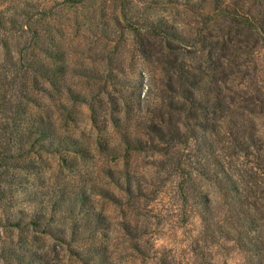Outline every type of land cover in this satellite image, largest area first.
<instances>
[{
  "label": "rangeland",
  "instance_id": "1",
  "mask_svg": "<svg viewBox=\"0 0 264 264\" xmlns=\"http://www.w3.org/2000/svg\"><path fill=\"white\" fill-rule=\"evenodd\" d=\"M208 13V0H0V116L12 126L21 115L27 131L42 119L45 136L0 177V189L15 186L0 203V264H264V145L250 138L264 142V125L233 127L249 145L233 155L226 125L204 137L164 108L170 61H199L218 34ZM151 22L181 42L149 36ZM35 57L51 76L27 73ZM160 117L185 139L168 154L143 138V123ZM125 134L146 148L126 151Z\"/></svg>",
  "mask_w": 264,
  "mask_h": 264
},
{
  "label": "trees",
  "instance_id": "2",
  "mask_svg": "<svg viewBox=\"0 0 264 264\" xmlns=\"http://www.w3.org/2000/svg\"><path fill=\"white\" fill-rule=\"evenodd\" d=\"M230 1L232 3L225 4L224 0H208V3L213 4L217 14L212 16L211 13H208L206 23L209 24L219 18L222 24L219 25L218 34L211 36L213 39L209 41L208 48L203 47V51L199 54V61L191 62L185 67L177 65L176 61H170L168 64L167 74L171 85L167 87L169 102L165 104L164 108L169 111L166 113L174 111L175 114L179 112L186 114L188 120L194 122L192 133L197 128L204 137L221 135L223 125H226L229 138L227 135H222V139L227 140L228 148L233 149V155H237L239 151L235 149L241 147V151H247L249 145L245 141L244 132H239V130L233 132V127H244L249 120L257 123L261 121L264 125V71L263 79L260 80L258 78L260 74L257 70L259 68L254 62V58H260L264 62V0H247L250 3L249 6L242 5L244 0ZM143 28L149 36L159 41L181 42L175 29L166 23L151 22ZM34 38L35 36H32L30 39L33 44ZM203 38L208 39L207 37ZM248 38L253 40L252 46L248 44ZM35 41L37 44V40ZM141 46V52L145 57H148V53L151 55L147 44L142 43ZM190 59L193 60L194 58ZM3 63H0V70H2ZM31 63V67L27 70L28 74L34 76L37 74L43 78H46V75L51 76L50 70H46L44 74L43 66L39 65L36 57ZM250 63L252 64V71H250ZM59 70L55 71L54 77L60 75L61 70ZM3 77L0 73V81L3 80ZM54 80L56 79L54 78ZM35 81L36 78H34ZM235 81L238 82L235 83ZM173 83L176 84V87ZM244 84L252 90L244 89ZM174 95H177L180 101H171L170 97ZM167 96L163 95L161 98ZM75 100L76 98L73 99V101ZM18 117L16 123L11 126L3 122V117L0 116V177L8 170V161L10 160L7 159L14 161V164H11L14 171L17 167L21 169L20 164L23 163L21 160L25 158L26 153H29L30 148H33L34 145H43L45 136L43 135V128L40 127L43 126V120L39 119L38 124L33 122L30 130L27 131L26 129L23 130V118L21 115ZM143 124H145L142 127L143 138L147 144H150V148L162 147L164 152L168 154L174 145L185 142L184 136L182 138L178 133L177 124L170 119L160 117L155 122L150 121ZM252 129L254 130L255 127L253 126ZM123 138L126 151L137 152L146 148V145L143 146L145 142L142 138L132 140L128 134L123 135ZM250 138L253 146L260 143L259 147L257 146L258 150L264 145L262 137L255 139L251 135ZM147 139L151 142H148ZM152 139H155L161 146L154 144ZM181 165L179 161H176L173 171L178 176L187 178L188 174L184 172ZM221 172L222 177L219 181H229L225 171L222 169ZM200 174L206 175L205 172H200ZM189 179L182 181L184 184L187 182L190 184L191 180ZM7 183L6 188L0 189V203L4 201L7 192L11 191V187L14 185L12 182ZM231 189L235 194L239 192L234 182H231ZM85 199V194L78 195L74 204L80 205ZM97 220L100 221L101 219L97 217Z\"/></svg>",
  "mask_w": 264,
  "mask_h": 264
}]
</instances>
